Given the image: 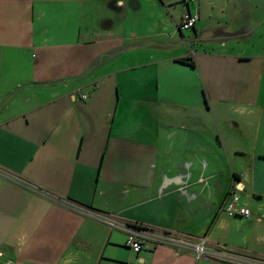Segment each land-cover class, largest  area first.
Segmentation results:
<instances>
[{"label":"crops","instance_id":"obj_1","mask_svg":"<svg viewBox=\"0 0 264 264\" xmlns=\"http://www.w3.org/2000/svg\"><path fill=\"white\" fill-rule=\"evenodd\" d=\"M0 264H264V0H0Z\"/></svg>","mask_w":264,"mask_h":264},{"label":"built area","instance_id":"obj_2","mask_svg":"<svg viewBox=\"0 0 264 264\" xmlns=\"http://www.w3.org/2000/svg\"><path fill=\"white\" fill-rule=\"evenodd\" d=\"M198 19V14L186 11L182 15L181 29L187 30L194 27ZM221 209L229 216L250 217L252 215L251 210L241 203V192L238 189L230 191L224 204L221 206ZM112 224L126 230V244L136 252H140L144 248L145 243H153L154 245L174 244L177 246H191L198 257L207 256L213 253H221L208 248L206 244L207 241L204 238L198 242H191L188 237H180L168 231H158L143 226L121 225L114 222H112Z\"/></svg>","mask_w":264,"mask_h":264},{"label":"trees","instance_id":"obj_3","mask_svg":"<svg viewBox=\"0 0 264 264\" xmlns=\"http://www.w3.org/2000/svg\"><path fill=\"white\" fill-rule=\"evenodd\" d=\"M133 226H138V227H141V225H133Z\"/></svg>","mask_w":264,"mask_h":264}]
</instances>
